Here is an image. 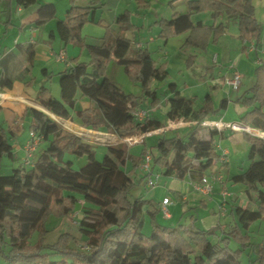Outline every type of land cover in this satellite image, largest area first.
<instances>
[{
  "label": "trees",
  "instance_id": "1",
  "mask_svg": "<svg viewBox=\"0 0 264 264\" xmlns=\"http://www.w3.org/2000/svg\"><path fill=\"white\" fill-rule=\"evenodd\" d=\"M66 19H58L57 33L62 42L79 46L90 54L88 61L79 56L57 73L60 98L48 86L39 88L38 100L56 116L73 118L84 127L134 137L165 127L157 117L147 115L139 120L135 111L145 99L152 98V105L159 103L154 79L166 73L167 63H159L148 48L136 46L130 32L136 30L131 11L124 10L116 16L117 29L111 24L95 19L101 0H68ZM28 6L37 0H17ZM209 13L212 22H194L195 13ZM37 25L57 18V8L52 2L40 4ZM88 22L105 27V34L97 42H88L82 29ZM231 22L238 26L239 38L255 39L256 46L263 34L252 0H189L188 12L174 14L170 19L161 18L159 38L164 42L175 34L189 32L186 44L205 50L228 32ZM247 49V45L243 46ZM34 59V50L28 54V63ZM111 59L122 65L128 77L142 88L141 95L127 93L113 83L106 69ZM194 60H190V64ZM30 69V65L26 70ZM0 87L11 89L13 79L0 77ZM78 98H87L91 106L76 109ZM246 111L240 123L264 132V58L255 68V82L238 99ZM172 119L196 121L191 130L180 135H167L157 139L153 169L165 176L184 180L196 175L202 178L220 161L215 136L224 138V129L202 125L201 122L216 114L211 97L196 107V98L187 97L175 90L169 98ZM31 131L38 133L43 147L39 149L31 167L19 164L10 174H0V253L14 263L31 264L45 261L48 264H242L241 256L252 247L250 227L257 220H264V137L243 130L249 143V166L243 172L231 175L228 180L246 186L247 203L233 206L236 219L219 223L210 229L192 225H164L158 219L159 207L144 198H129L135 185L136 169L143 160L147 147L136 156L128 149L109 147L103 159H98L95 145L81 136L62 128L43 110L30 107ZM209 127L208 138H201V128ZM134 134V135H133ZM119 136V135H118ZM10 131L0 127V158L7 155L14 161ZM146 138V137H145ZM144 138V145L146 139ZM140 139H137V142ZM120 144L112 145L119 146ZM151 150V149H150ZM66 153L86 156L87 162L79 169ZM133 168L128 171L127 163ZM146 181V177H142ZM147 182V181H146ZM79 192V193H76ZM80 194V196H78ZM84 200L80 228L86 235L89 249L63 245L53 246L59 258L49 261L39 251L46 245L40 241L29 247L35 231L45 230V221L51 214L67 216ZM152 205V209H147ZM145 209L151 215V233L146 241L144 227ZM227 214H225L226 216ZM70 235L67 233V238ZM238 244L236 248L232 243ZM258 259L264 263V244H260Z\"/></svg>",
  "mask_w": 264,
  "mask_h": 264
},
{
  "label": "crops",
  "instance_id": "2",
  "mask_svg": "<svg viewBox=\"0 0 264 264\" xmlns=\"http://www.w3.org/2000/svg\"><path fill=\"white\" fill-rule=\"evenodd\" d=\"M133 1H136L140 7L149 3L151 8L158 5L161 6L165 3L164 0ZM188 1L189 0H182V5L177 9L175 8L172 16L177 13L183 14L188 12ZM49 2L56 5L57 18L51 19L44 24L37 25L40 4ZM252 2L255 7L256 16L263 28L259 47L256 46L255 39L246 41L240 39L239 31L237 34L232 35H230L228 31L221 36L217 42L209 43L205 50L186 44L189 32L172 35L167 42H164L158 37L160 31L159 27L155 33L149 32L141 34V29L145 25L143 18L139 15V12H134L132 9H129L131 11V20L137 28L132 36L134 44L136 46H138L137 44H140V47L148 48L153 56L154 52L158 54L160 53L161 56L158 58L154 57L159 63H167L166 73L161 75L163 77L154 79L153 82V87L157 91L155 97H159V103L152 105V98H148L143 101L139 109L145 110L147 115L159 118L166 124V126L153 130L150 133H136L137 135L134 137L126 135L120 137L116 135L117 133L84 127L73 118L65 119L56 116L48 109L47 111L43 110L42 107L44 106L38 100L39 90L35 89V87L37 88L39 85V87L43 85L48 86V80L51 79L52 76H56L59 80L57 73L65 70L71 64L70 60L72 58L79 56L81 59L84 52V50H79L77 47L71 48L69 44L65 45L57 33L58 19H66L68 16L67 11L69 8V1L65 4L66 10L64 14H59L56 0H37L36 3L28 6L18 4L17 0H0V77L6 76L13 79V87L11 89L0 87V127L10 131L13 137H19L25 130L28 122V129L31 131L30 125L32 118L28 114V109L34 107L43 110L44 112H48L51 116L55 115L58 118L64 119L66 124L61 127L67 130L73 131L68 127H71L70 125L74 123L79 127L90 129L94 132L101 131L112 137L119 138L112 142H106L104 143L105 145H116L123 143L124 141L129 142V144L126 145V149H128L129 153L136 156L141 153L145 146L147 147L148 135L158 136V138L163 132L167 135L168 133H170L169 135L175 133L185 135L189 132L186 131L189 128L191 130L196 124V121H184L180 118H171L169 114L171 110L169 98L175 90H179L181 94L187 97L196 98V107L201 106L205 98L209 95L213 102L214 109H216L217 112L215 115H212L205 120L209 121L208 124H215L213 121L226 124V127H222L221 129H224V135L228 137L227 124L235 123V126H244V124L240 123V118L246 111L247 107L238 99L254 84L255 68L264 58V0H252ZM101 3H103L102 5H104V7L111 10L112 8L114 9L107 16H105L102 11V16L97 18L98 7L95 12V19H101L104 23L111 24L117 29L115 23L116 16L121 13V11L123 12L128 9V7L125 4L120 3L119 0H101ZM157 14L160 16L161 13L157 12ZM162 18L170 19L167 17ZM192 19L194 22H212L210 14L206 12L195 13L192 15ZM150 30H152V28ZM88 36L89 34L85 36L87 41ZM96 37L99 39L102 36ZM143 39H145L146 42ZM232 40H234L233 50L230 49ZM245 45H247V49L244 50L243 46ZM32 49L34 50V59L32 63H28V54ZM61 54H63L64 58L63 60H58L57 57ZM192 59L194 62L190 64V60ZM177 60H179L180 66L176 68L177 73H172V64L178 65ZM183 63H185V66L189 69L187 72L184 71L186 67H183ZM117 64L118 63L114 59H111L108 63L106 73L113 83L121 87L123 85H121L114 76H110L109 73L112 67V69L119 73L123 78L127 75L125 69ZM28 65H30V69L26 70ZM37 67L39 71H42V78H39L36 74L35 69ZM235 71H238L241 75V83L239 85L241 88L239 92L232 97L230 87H233L230 85L229 79H231L230 74L233 76ZM124 79L127 80V78ZM239 87L236 89L233 88V90L237 91ZM49 88L52 94L58 98V95L55 94L54 90L51 87ZM127 93L141 95L142 88L140 94L133 91ZM78 100L81 101L82 106L80 108L76 106V109H86L91 106V102L87 98H78ZM172 122H175V124H172ZM236 129L235 131H237ZM253 129L260 132L257 135L263 136L262 131L255 128ZM74 132L76 133V131ZM234 135L235 134H232L229 138H232V140L237 143L238 139L236 141L237 137H234ZM28 137L29 135L27 134L25 142L17 147H15L13 143L14 152L17 158L20 155V151L22 152L21 159L25 157V144ZM206 137H208V133L206 134ZM144 138L146 139L145 145L143 143ZM137 139L140 140L130 143ZM42 145L43 143H41L35 153L39 151ZM216 147L220 154L224 151L227 152L225 166L228 167L230 163L229 156L233 154L231 146L224 145L221 141L216 142ZM219 164L223 165V163L218 161L208 173L212 171L217 173L221 172L224 175V179L215 180L212 191L209 194H204L192 186L191 181H196L199 179V176L190 175L186 179L181 180L174 176H165L161 173L159 179L161 180V178H164V182L160 186L154 187V192L150 197L153 199H156L157 197L160 199L161 197L162 200L161 203L158 204V207L160 208V213H163L162 221L171 226L178 222L202 229H210L219 223H226L236 219V216L232 212L233 206L238 204L244 207L247 203V199L243 198V195L233 191L229 192V195L226 197H223L222 191L226 188V185L231 183V181L228 180L231 175L229 172H223L218 167ZM132 168V162L129 161L126 169L130 171ZM140 169L141 167L139 165L136 169L135 175H137ZM153 170L154 172L159 171L157 168ZM165 198L170 199L167 204L163 203ZM83 204L84 200L80 199L75 210L71 212L68 217L65 216V218L72 217L73 219L80 220V215L83 213L81 210ZM223 204L227 209L226 216L221 215L220 213V207ZM160 215L157 216V219ZM65 218L63 221L67 220Z\"/></svg>",
  "mask_w": 264,
  "mask_h": 264
},
{
  "label": "rangeland",
  "instance_id": "3",
  "mask_svg": "<svg viewBox=\"0 0 264 264\" xmlns=\"http://www.w3.org/2000/svg\"><path fill=\"white\" fill-rule=\"evenodd\" d=\"M46 1V0H45ZM117 1V0H116ZM165 3L163 5H158V6H154L151 8L149 3H146V5L143 6H139V4L136 1H129V0H119L120 3L125 4L128 9H132L134 12L137 11L139 12V15L143 18L144 21V27L141 29V34L144 33H155L157 32L158 29V25L155 23V20H158L162 17H167L170 18L173 14V12L175 11V8H179L182 5V0H164ZM57 4H58V12L63 13L65 12V4L68 2V0H56ZM175 3V6H174ZM103 3H101V5L99 6V10L97 12V18H100L102 16V11L104 13L105 16H107L110 12L113 11L114 8L109 9L107 7H104V5H102ZM112 4V3H111ZM114 5V4H112ZM138 5V6H137ZM138 8V9H137ZM122 12V11H121ZM157 12H160V16L157 14ZM107 20H109L108 18H106ZM143 23V22H142ZM152 28V30H150ZM137 30V28H136ZM135 30V31H136ZM134 31V32H135ZM143 31V32H142ZM228 31L230 33V35L232 34H237L238 32V26L236 23L231 22L228 28ZM134 32H130L128 35L129 37L132 38ZM82 34L84 36H86L87 34H89V36L87 37L88 42H97L99 39L96 36H103L105 34V27L96 23V22H88L84 28L82 29ZM145 40V39H143ZM146 42V40H145ZM160 42V40H159ZM234 40L231 41V45H230V49L233 50L234 46ZM70 47H77L79 48V50H82L79 46H74V44L69 43ZM72 45V46H71ZM152 47V45H151ZM83 51V50H82ZM154 56L156 58H158L159 56H161V54L154 52ZM89 54L87 52V50L84 49L83 55L81 56V60H89ZM178 61V65L176 64H172L173 68H172V73L176 72L177 73V69L180 66V62ZM118 65V64H117ZM120 65V64H119ZM120 67H122L124 69V67L122 65H120ZM183 67L185 66V63H183ZM187 67L184 71L187 72ZM36 74L38 75L39 78H42V71H39L38 67L35 69ZM110 76H114V78H116V80L123 86H121L126 92H130L133 91L135 93H139L141 92V86L138 83L133 82L127 75L124 78L122 76L119 75V73H117L116 71H114V69H110ZM125 73V72H124ZM190 73V71H189ZM125 75V74H124ZM251 76H252V72H251ZM163 77V76H160ZM230 77L232 78V74H230ZM255 79V76H254ZM229 84V83H228ZM40 86V85H39ZM39 86H37V88L35 87V89L39 90ZM136 88H134V87ZM48 87H51L55 94L58 95V98H60V85H59V80L58 78H56V76H52L51 79L48 80ZM230 87V85H229ZM241 86L239 87V89L233 90V88L230 87L231 89V94L232 97L235 96V94H237L240 90ZM227 101V100H226ZM227 103V102H226ZM226 105V104H225ZM77 107H81V101L78 100L76 103ZM43 110L47 111L46 108L42 107ZM143 110V109H142ZM144 113L140 116H137V118L139 120H143L145 118V116L147 115V112L145 110H143ZM57 122L59 123L60 126H65L66 121L64 119L58 118L55 115H52ZM172 124H175V122ZM71 127H68L69 129L73 130L72 132L76 131V133H78V135H82L83 139L87 142H90L92 144L95 145V150H96V154L98 159H103V157L105 156V154L108 152V148L109 147H120V148H124L126 149V145L129 144V142H123L121 145L119 146H112V145H105L104 143L106 142H112L113 140H117L119 138L117 137H112L104 132L101 131H91L90 129H86L83 127H79L78 125L72 123L70 125ZM226 127V126H225ZM237 129V131H235V129L228 127V137H224V138H220L219 135L217 134L215 136V140L216 142H223L224 145H228L231 146L232 148V152L233 154L230 157V163L229 166H225L226 165V161H220L221 163H223V165H218V167L223 171V172H229L230 175H234L240 172H243L245 169H247V167L249 166L250 160L248 158V153H249V143L248 140L246 139L243 130H250L255 134H258L260 132L254 130L251 126H235ZM230 128V129H229ZM78 129V130H75ZM209 127H205L203 126L201 128V138H208L206 137V134L209 131ZM234 131H232V130ZM241 129V130H240ZM28 129V122H27V126L25 127V130L20 134L19 137H13L12 141L15 145V147L23 144V142H25L26 140V136L27 134L29 135L27 141L29 140L30 136H31V132ZM190 131V128L186 131L188 132ZM185 132V133H186ZM98 133V134H97ZM170 133H168L169 135ZM184 134V133H182ZM232 134H235L234 137L236 138L237 143H235L232 138H229ZM119 135V134H116ZM263 137H264V132L262 133ZM121 136V135H119ZM147 147L148 149L152 150V153H156V149H155V144L157 142V138L158 136H151L148 135L147 136ZM26 141V142H27ZM41 145V144H40ZM44 145H42L43 147ZM39 154V151H37L35 153V155L33 156L34 159L37 158ZM22 156V152L20 151V155L18 157L17 160H13L10 157H8L7 155L3 156L0 158V174H10L13 170V168H15L16 166H18L19 164H24V158L21 159ZM66 159H72L73 160V166L76 169L81 168L86 162H87V158L86 156L83 157H77L76 155L72 154V153H66L65 155ZM25 165V164H24ZM28 168L31 167L30 165H26ZM225 166V167H224ZM217 173V172H214ZM220 174L223 176L221 180L224 179V175L220 172ZM145 173L142 171V169H140L137 173V175L134 177L135 180V185L131 188V190L129 191V198L131 200H134L135 197L137 196H144V198L149 199L153 205L155 207L158 208V204L161 203V197L159 199V197H157L156 199L151 198L150 196L152 195V193L154 192V187L156 186H160L161 184H163V180L164 178H161V180L159 179L160 177H158V179L155 182V185L153 186H149L147 184V182L145 180H142V177L144 176ZM154 177H156L154 175ZM163 177V176H162ZM169 184V183H168ZM167 184V185H168ZM226 188L228 190V192H236L238 194L243 195L245 199L246 195H245V188L246 186L242 183H233L231 182L230 184L226 185ZM79 193V192H76ZM80 196V194L78 195ZM84 205V204H83ZM80 206V205H78ZM152 205H148L147 209H152ZM147 209H145V213H144V227H143V232L146 238V241L148 240V236L151 233V227H152V218L151 215L147 212ZM160 209V208H159ZM82 212H83V207H82ZM161 211L158 212V215H160ZM69 215H67L68 217ZM162 216L163 213L158 217V220L162 222V224L164 225H168L166 224L164 221H162ZM80 217H83V213L80 215ZM65 218V216H57L55 213L51 214L48 216V218L45 221V230L44 233L41 234L40 231H35L33 233V235L30 237L29 239V247L34 248L36 247V245L42 241L46 246L42 247L39 251L41 256H45L49 261L55 260L59 258V254L55 252V250H53V246H57L59 244L63 245L65 242H68L69 246L72 248H77L80 250H83L82 246L84 244H86V240L87 237L86 235L83 233V231L80 228V223H79V219H73L72 217L69 218H65L67 219L66 221H63ZM80 218V219H81ZM178 225V222L175 223V226ZM67 233H69L72 236H69V238H67ZM250 235H251V241L254 243V245L250 248H248L247 251H244L242 256H241V260H242V264H264L261 263L260 260L258 259L259 252L257 251L259 249L260 244H264V220H257L255 221L252 226L250 227ZM232 246L234 248H236L238 246L237 243L233 242ZM0 264H21L19 263H14L12 262L10 259H8L7 257H5L3 254L0 253ZM31 264H48L45 261H34Z\"/></svg>",
  "mask_w": 264,
  "mask_h": 264
},
{
  "label": "built area",
  "instance_id": "4",
  "mask_svg": "<svg viewBox=\"0 0 264 264\" xmlns=\"http://www.w3.org/2000/svg\"><path fill=\"white\" fill-rule=\"evenodd\" d=\"M137 45L139 46L140 44H137ZM57 58H58V60H60V59L63 60L64 56H63V54H61ZM229 83L235 89L239 87V85L241 83V75L238 71L234 72L233 77L231 79H229ZM143 113H144V111L142 109H139V108L135 111L136 116H140ZM208 122L209 121L203 120L201 122V124L202 125L215 126L219 129L226 126V124H223V123L217 122V121H213V122H215V124H208ZM227 126L233 128V129H236L235 123L227 124ZM236 130H238V129H236ZM150 132H148V133H150ZM41 140H42V138L38 133H36L34 131L31 132V136L25 144L24 163L26 165H31L33 163L32 157H33L35 151L40 146ZM226 154H227L226 151H224L222 153L220 161H226ZM153 159H154V153H152V150L148 149V150H146L144 157H143V160L140 163V167L145 173L146 181H147V184L149 186L155 185V182H156L155 179H158V177L161 175L159 172H154L153 167H152ZM154 175L156 177H154ZM222 177L223 176L220 173H216L214 175H205L202 178L197 179L196 181H191V184L196 190H198L204 194H209L212 191L214 181L217 179L221 180ZM222 194H223V197H226L227 195H229L227 188L223 189ZM169 201H170L169 198H165L163 200V203L167 204ZM226 212H227L226 206L224 204L221 205V207H220L221 215H225ZM82 248L83 249H89V245L84 244L82 246Z\"/></svg>",
  "mask_w": 264,
  "mask_h": 264
},
{
  "label": "water",
  "instance_id": "5",
  "mask_svg": "<svg viewBox=\"0 0 264 264\" xmlns=\"http://www.w3.org/2000/svg\"><path fill=\"white\" fill-rule=\"evenodd\" d=\"M46 113H48V112H46ZM49 114V113H48ZM51 116V115H50ZM52 117V116H51ZM53 119H55L54 117H52ZM56 120V119H55ZM57 121V120H56ZM248 131V130H247ZM249 132H251V131H249ZM251 133H253V132H251ZM78 134V133H77ZM255 134V133H254ZM79 136H81V137H83L82 135H79ZM263 137V136H262ZM84 138V137H83ZM85 139V138H84Z\"/></svg>",
  "mask_w": 264,
  "mask_h": 264
}]
</instances>
